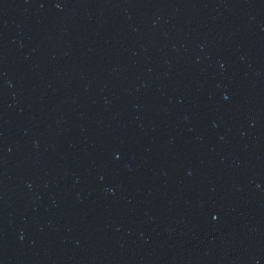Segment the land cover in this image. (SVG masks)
<instances>
[{
    "label": "water",
    "instance_id": "1",
    "mask_svg": "<svg viewBox=\"0 0 264 264\" xmlns=\"http://www.w3.org/2000/svg\"><path fill=\"white\" fill-rule=\"evenodd\" d=\"M0 264H264V0H0Z\"/></svg>",
    "mask_w": 264,
    "mask_h": 264
}]
</instances>
